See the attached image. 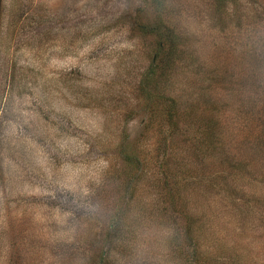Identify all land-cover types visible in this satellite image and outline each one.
Listing matches in <instances>:
<instances>
[{"label":"rangeland","instance_id":"rangeland-1","mask_svg":"<svg viewBox=\"0 0 264 264\" xmlns=\"http://www.w3.org/2000/svg\"><path fill=\"white\" fill-rule=\"evenodd\" d=\"M158 2L184 53L154 89ZM201 256L264 264V0H0V264Z\"/></svg>","mask_w":264,"mask_h":264},{"label":"trees","instance_id":"trees-1","mask_svg":"<svg viewBox=\"0 0 264 264\" xmlns=\"http://www.w3.org/2000/svg\"><path fill=\"white\" fill-rule=\"evenodd\" d=\"M217 3L225 4L227 1L232 0H215ZM163 2H158L156 18L152 20L150 23H141L140 27L144 33L150 34L155 38L156 42V51L154 60L152 62V67L146 76V83L149 85H153L154 89L159 86L167 85L173 79V71L177 67L180 59L182 58V54L184 53L183 40L180 33L176 31V29L168 24L163 16L164 11ZM160 98L166 101L167 109L164 117L168 119V121L172 125H179V120H181V113H179V102L177 98L173 95H159L154 97ZM209 128L211 132L209 135V139L212 141V146L217 148L215 142L217 143L220 139L221 131L217 126V119H213L209 122ZM242 165V163H241ZM199 247L197 244L195 246V255L198 254ZM202 256L200 257V262L196 259L198 264H206L202 261Z\"/></svg>","mask_w":264,"mask_h":264}]
</instances>
